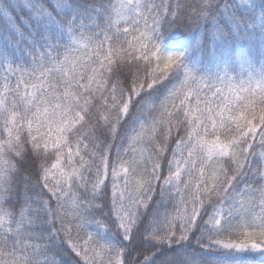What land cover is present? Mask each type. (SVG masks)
I'll list each match as a JSON object with an SVG mask.
<instances>
[{"label": "snow or ice", "instance_id": "6c2138e0", "mask_svg": "<svg viewBox=\"0 0 264 264\" xmlns=\"http://www.w3.org/2000/svg\"><path fill=\"white\" fill-rule=\"evenodd\" d=\"M0 264H264V0H0Z\"/></svg>", "mask_w": 264, "mask_h": 264}]
</instances>
